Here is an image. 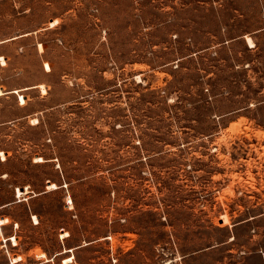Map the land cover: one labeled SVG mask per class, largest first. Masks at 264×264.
<instances>
[{"label": "rangeland", "instance_id": "374dc122", "mask_svg": "<svg viewBox=\"0 0 264 264\" xmlns=\"http://www.w3.org/2000/svg\"><path fill=\"white\" fill-rule=\"evenodd\" d=\"M0 91V264H264V0H0Z\"/></svg>", "mask_w": 264, "mask_h": 264}, {"label": "bare ground", "instance_id": "6f19581e", "mask_svg": "<svg viewBox=\"0 0 264 264\" xmlns=\"http://www.w3.org/2000/svg\"><path fill=\"white\" fill-rule=\"evenodd\" d=\"M246 41L248 42V44L249 45H253L252 43H253V41H252V39H251V37L250 36H246ZM0 93H1V91H0ZM34 120H36V119H34ZM37 121V120H36ZM27 191V186H25V191L23 190H21L20 188H18V187H16V193H17V195H21V194H23V193H25ZM33 218H34V220H36L35 218H36V216L34 215L33 216ZM0 236H2V229H1V226H0ZM35 256H36V258H38V259H44V261H47V260H49L47 257H46V255H45V253L43 252V251H37L36 253H35Z\"/></svg>", "mask_w": 264, "mask_h": 264}, {"label": "built area", "instance_id": "2783aa9c", "mask_svg": "<svg viewBox=\"0 0 264 264\" xmlns=\"http://www.w3.org/2000/svg\"><path fill=\"white\" fill-rule=\"evenodd\" d=\"M16 226H17V224H15ZM9 241H11V243H12V245H15L13 242H12V240H9ZM9 261H10V264H13V262H11V259L9 258Z\"/></svg>", "mask_w": 264, "mask_h": 264}]
</instances>
